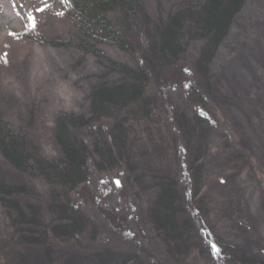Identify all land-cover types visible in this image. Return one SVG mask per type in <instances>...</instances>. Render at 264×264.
Segmentation results:
<instances>
[{
	"label": "trees",
	"instance_id": "obj_1",
	"mask_svg": "<svg viewBox=\"0 0 264 264\" xmlns=\"http://www.w3.org/2000/svg\"><path fill=\"white\" fill-rule=\"evenodd\" d=\"M245 1L188 0L158 23L140 0H71L64 4L86 31L85 50L96 52L95 43L114 44L136 66L107 60L110 70L123 78L95 84L85 115L68 113L56 118L58 155L54 158L44 156L31 133L12 127L0 112V157L13 171L8 179H0V204L13 228L7 245L12 264H59L66 257H77L82 264H148L142 257L150 258L152 264H164L139 247L141 254L81 246L82 241L97 240L99 235L82 208L87 203L96 207L115 233L139 246L129 232L127 215L114 205L103 204L87 186L90 164L97 173L118 171L128 164L135 140L155 150L162 160L152 170L158 190L145 217L170 261L184 264L195 254L220 264H264L209 227L204 217L208 210L199 196L212 133L223 131L234 140L233 153L253 154L252 147L242 149L239 144L244 137L239 125L218 115L217 110L223 111L216 109L208 69ZM188 39L202 40L197 57L190 56ZM168 157L171 166L178 161L183 164L180 182L176 178L179 168L168 166ZM26 176L46 184L44 199L25 184L22 178ZM220 181L231 191L228 180ZM119 192L122 200L125 193L122 188Z\"/></svg>",
	"mask_w": 264,
	"mask_h": 264
},
{
	"label": "rangeland",
	"instance_id": "obj_2",
	"mask_svg": "<svg viewBox=\"0 0 264 264\" xmlns=\"http://www.w3.org/2000/svg\"><path fill=\"white\" fill-rule=\"evenodd\" d=\"M140 1L158 23L188 0ZM40 8L44 10L37 11ZM66 9L60 0H0V56L7 53L8 61L6 65L0 61V112L12 127L28 130L42 154L49 158L58 155L56 118L68 113L85 115L89 110L88 94L95 84L123 78L120 72L110 70L107 60L136 66L128 53L114 44L95 43L96 52L85 50L82 45L87 40L86 31L79 18ZM29 15L35 19L34 30H30ZM186 43L190 56L197 57L202 40L188 39ZM208 69L216 92V109L223 111L217 110L218 115L224 114L239 125L235 124L244 135L239 144L242 149L252 147L253 154L247 156L242 150L240 154L233 153L234 140L226 138L223 131L212 133L199 195L208 210L204 217L222 240L264 261V0L245 1ZM129 149L130 160L118 171L101 174L90 164L87 186L103 204L114 205L127 215L129 232L139 246L115 233L89 203L82 208L97 226L99 235L97 240L82 241L81 246L87 250L107 247L139 254L145 249L160 262L175 264L166 256L145 217V209L158 190L152 170H157L162 160L155 150L138 140ZM169 158L167 164L171 166ZM163 160L166 163L165 157ZM181 165L179 161L173 165L179 168V182ZM11 172L0 157V179H8ZM22 179L41 199L45 198L47 186L40 178ZM220 179L233 185L231 191L223 188ZM115 181H119V186ZM120 188L125 193L122 200ZM12 229L0 204V264H12L7 248ZM141 259L152 264L150 258ZM59 264L82 262L77 257H66ZM184 264L220 263L194 254Z\"/></svg>",
	"mask_w": 264,
	"mask_h": 264
},
{
	"label": "snow or ice",
	"instance_id": "obj_3",
	"mask_svg": "<svg viewBox=\"0 0 264 264\" xmlns=\"http://www.w3.org/2000/svg\"><path fill=\"white\" fill-rule=\"evenodd\" d=\"M43 2V0H42ZM60 2L62 4H69L71 2V0H60ZM47 6V5H45ZM43 8L37 9V11H43ZM58 15H63V13H59ZM29 25H30V30H34L36 23H35V19L34 17H32L31 15H29ZM9 35H13L12 33H9ZM7 53H5L3 56H0V61H2L5 65L8 63L7 59ZM115 183L117 184V186H119V181H115Z\"/></svg>",
	"mask_w": 264,
	"mask_h": 264
}]
</instances>
